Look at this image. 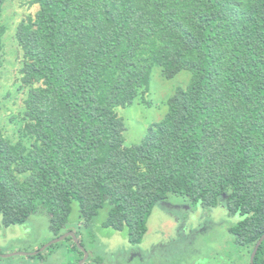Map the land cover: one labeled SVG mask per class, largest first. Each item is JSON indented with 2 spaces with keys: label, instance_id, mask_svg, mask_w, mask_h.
Here are the masks:
<instances>
[{
  "label": "trees",
  "instance_id": "16d2710c",
  "mask_svg": "<svg viewBox=\"0 0 264 264\" xmlns=\"http://www.w3.org/2000/svg\"><path fill=\"white\" fill-rule=\"evenodd\" d=\"M31 2L40 9L16 37L23 83L40 84L26 100L24 133L34 141L13 144L0 128L3 226L45 213L56 238L74 231L88 250L84 234L98 244L92 229L106 211L102 227L139 246L159 203L182 198L211 209L226 196L240 217L230 233L255 246L264 235V0ZM5 32L0 24V67ZM155 67L169 80L191 79L128 147L116 110L135 103ZM63 246L79 264L72 237L29 257L63 264L51 261ZM254 264H264V242Z\"/></svg>",
  "mask_w": 264,
  "mask_h": 264
},
{
  "label": "rangeland",
  "instance_id": "374dc122",
  "mask_svg": "<svg viewBox=\"0 0 264 264\" xmlns=\"http://www.w3.org/2000/svg\"><path fill=\"white\" fill-rule=\"evenodd\" d=\"M39 9L31 0H6L0 20V24L6 27L0 67V128L13 144L22 140L30 146L34 141L24 133L26 100L30 89L40 84L28 86L23 83L21 69L25 57L16 34L22 22L31 24L34 21ZM190 79L189 72H182L169 80L159 67L153 69L150 86L142 89L135 103L116 110L126 123V146L140 144L144 140L149 128L164 119L168 100L175 90L186 86ZM26 176L18 175L21 181ZM225 200L226 196L219 206L211 209L196 207L182 198L159 203L148 220V232L139 246L131 245L125 234L102 227L101 223L107 216L103 211L92 229L98 244L92 243L87 233L84 234L90 253L88 264H92L91 257L95 252L102 257V264H251L255 246L236 242L230 233V227L236 225L240 217H234L227 210ZM77 214L78 210L74 211L73 218ZM55 238L45 213L32 215L24 225L5 227L0 220V264H39L38 258L30 259L26 254L39 251ZM65 247L59 249L51 261L63 259V264H69L71 248ZM153 247L160 252H156V248L154 252ZM150 251L153 252L151 256Z\"/></svg>",
  "mask_w": 264,
  "mask_h": 264
},
{
  "label": "water",
  "instance_id": "95a60500",
  "mask_svg": "<svg viewBox=\"0 0 264 264\" xmlns=\"http://www.w3.org/2000/svg\"><path fill=\"white\" fill-rule=\"evenodd\" d=\"M68 237H72L74 242L78 245V247L81 249V251L83 252L84 254V257L82 258V260L79 262V264H84L88 259H89V251L86 250L84 248V246H82V244L80 243L76 233L74 231H70V232H67L65 233L64 235L60 236V237H57L55 238L54 240H52L50 243H47L43 248H41L39 251H36L34 253H27L26 255H33V256H37L38 254H40L41 252L45 251L47 248H49L51 245L53 244H57L59 242H62L64 241L66 238ZM264 242V235L259 239V241L257 242V244L255 245V248L253 250V253L251 255V258H250V263L251 264H254L255 262V257L259 251V248L260 246L262 245V243ZM1 256V255H0ZM9 257L13 256V255H7ZM2 257H6V256H3Z\"/></svg>",
  "mask_w": 264,
  "mask_h": 264
},
{
  "label": "flooded vegetation",
  "instance_id": "af4514ba",
  "mask_svg": "<svg viewBox=\"0 0 264 264\" xmlns=\"http://www.w3.org/2000/svg\"><path fill=\"white\" fill-rule=\"evenodd\" d=\"M155 248L157 249V251H156V249H155ZM161 248H163V246H162V247H160V249H161ZM160 249H158L157 247H153V250H154V252H155V251H156V252H160ZM131 253H132V252H131ZM152 253H153V252H152V251H150V256L152 255ZM150 256H149V257H150Z\"/></svg>",
  "mask_w": 264,
  "mask_h": 264
}]
</instances>
